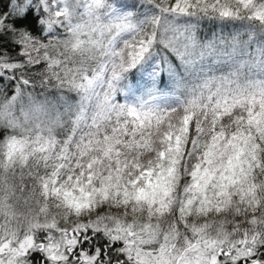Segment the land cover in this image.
Instances as JSON below:
<instances>
[{
    "label": "snow or ice",
    "instance_id": "1",
    "mask_svg": "<svg viewBox=\"0 0 264 264\" xmlns=\"http://www.w3.org/2000/svg\"><path fill=\"white\" fill-rule=\"evenodd\" d=\"M0 264H264V0H0Z\"/></svg>",
    "mask_w": 264,
    "mask_h": 264
}]
</instances>
